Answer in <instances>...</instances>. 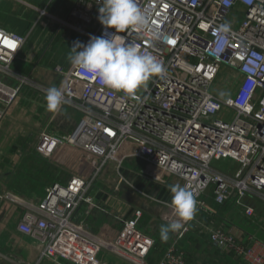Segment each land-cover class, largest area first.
<instances>
[{
	"label": "built area",
	"instance_id": "1",
	"mask_svg": "<svg viewBox=\"0 0 264 264\" xmlns=\"http://www.w3.org/2000/svg\"><path fill=\"white\" fill-rule=\"evenodd\" d=\"M137 4L150 19L144 29L115 33L105 28L97 19L99 0H76L70 15L92 29L73 27L86 35V43L90 36L115 34L117 41L123 38L139 46L142 54L154 56L163 72L151 76L132 96L101 85L72 64L55 66V87L64 94L60 108H73L80 119L68 132L40 130L33 150L46 158L66 148L80 152L83 171L49 185L40 200L10 191L0 193V199L22 209L18 230L40 242L35 264H101L100 252L128 264H148L147 256L160 238L143 228L142 208L118 217L115 233L95 232L83 217L101 208L96 196L104 186L98 181L108 171L116 187L110 195L121 185L134 188L128 174L156 184H179L194 193L197 210L192 220L181 221L183 227L171 232L155 264H197L188 261L183 249L192 230L243 264H264V243L251 236L244 241L213 225L207 218L214 211L204 199L211 188L216 204L242 206L247 217L255 214L252 199L264 205V0ZM225 23L230 25L228 32L221 30ZM25 41V35L0 27V70L15 79L9 88L0 82L5 103L0 121L21 86L36 84L10 68ZM223 66L229 72V87L218 95L212 84ZM53 86L37 85L44 92ZM216 159L232 160L236 168H218L213 165ZM137 191L164 206L152 220L156 228L179 219L170 201Z\"/></svg>",
	"mask_w": 264,
	"mask_h": 264
},
{
	"label": "crops",
	"instance_id": "2",
	"mask_svg": "<svg viewBox=\"0 0 264 264\" xmlns=\"http://www.w3.org/2000/svg\"><path fill=\"white\" fill-rule=\"evenodd\" d=\"M75 2L76 0H0V27L26 36V41L12 60L10 68L16 74L35 81V85L24 84L21 88L23 87L26 90L35 92L42 99L45 98L46 92L40 90L37 85H58L59 82L56 81L55 73L53 72L54 67L60 65L63 68H68L71 65L68 60V55L73 42L80 41L81 43H86V35L73 26L85 30L92 29L91 25H85L80 18L70 15ZM0 82L9 88L14 85L15 79L12 75L4 74L0 70ZM17 96L18 94L15 96L13 102H15ZM8 107H6V111L7 109L9 110L10 107ZM2 108H5V103L0 99V109ZM40 117L44 119H42L43 125H39L38 121ZM40 117L34 115L31 110L30 112L28 111L29 123L35 129L31 133L35 134L32 150L34 149V144L40 130L47 129L50 131L68 132L79 121L80 113L65 105L57 112H50L47 109H43ZM17 118L20 122L19 126H21L22 119L26 120L20 113ZM2 121L3 119L0 121V124ZM3 140L0 139V146ZM1 171L2 168L0 166ZM109 173V171L108 173H104L103 177ZM66 179L61 180V182L59 179H56L52 183H63ZM138 179L140 180L138 182L139 184L148 186L145 188L146 193L152 196L154 195L161 200L171 202L172 195L167 184H156L142 176ZM39 180L41 182H37ZM39 180L35 182L38 185L28 184L27 188L19 193L5 189V186L0 188V193L10 191L22 197L40 200L45 195L48 185L52 183H42V179ZM121 186V191L124 192L119 195L118 193L114 195L107 194L105 191H102L104 188L97 193V201L101 208L95 209L92 213L83 217L86 225L95 232H117L120 228V222L117 218L130 213H121V211H118L117 206L121 203L130 206L131 211L136 207L142 208L144 210L142 220L143 228L156 233L160 238L159 228H156L152 220L164 210V206L149 199V197L142 196L137 191L141 189L134 184L133 187L135 189L125 185ZM251 204L254 206L255 214L253 217L246 216L247 219L244 221L235 222L229 218L216 221L215 218L219 217L215 212L207 219L215 226H223L244 241L251 236L253 239L264 243V206L260 202V205L254 202ZM116 209L117 211H115ZM99 213L102 216L98 217L96 221L105 220L106 216L111 217L112 221H101L95 227L90 225L89 220ZM21 214L22 209L19 206L7 200L0 199V251L21 261L23 264H35L37 255L41 249V244L37 239L29 237L18 230L17 224L21 218ZM170 237L171 232L169 233L168 240L162 241L160 238L157 249L147 256L148 264L156 263L165 249L166 244L169 242ZM183 249L188 261L197 264H243L239 258L234 257L232 254L220 252L214 248L209 243L207 236L199 234L196 230L190 231L185 236ZM99 259L101 264H128L124 260L106 252H100ZM61 262L62 264H69L66 261ZM0 264L11 263L0 258ZM40 264L56 263L45 260Z\"/></svg>",
	"mask_w": 264,
	"mask_h": 264
},
{
	"label": "clouds",
	"instance_id": "3",
	"mask_svg": "<svg viewBox=\"0 0 264 264\" xmlns=\"http://www.w3.org/2000/svg\"><path fill=\"white\" fill-rule=\"evenodd\" d=\"M99 22L105 28L115 29V33H124L129 28H146L149 17L140 9L137 0H99ZM221 30L228 32L230 25H221ZM112 35L90 36L84 44L74 41L68 55L69 62L85 73L97 79L99 83L117 92L134 96L151 76L163 72L158 60L150 54H142L139 46L119 41ZM47 110L56 112L64 103V94L58 87L46 90ZM172 195L171 204L179 218L161 225L159 234L162 241L169 239L170 232L180 230L181 221L194 218L197 201L194 193L179 184L169 186Z\"/></svg>",
	"mask_w": 264,
	"mask_h": 264
},
{
	"label": "rangeland",
	"instance_id": "4",
	"mask_svg": "<svg viewBox=\"0 0 264 264\" xmlns=\"http://www.w3.org/2000/svg\"><path fill=\"white\" fill-rule=\"evenodd\" d=\"M229 81L230 77L227 73V68L223 66L220 68L212 84V91L218 95H222L228 89ZM22 88L17 92L18 96L15 102L9 105L10 108L8 107L9 110L7 109L5 112L3 121L0 124V139H4L0 146V166L2 168L0 172V175L2 174L0 176V188L5 186V189L16 193L27 188L28 184L38 185V183L35 184V182L39 179H42V183H52L56 179H59L61 182V180H65L71 173L80 174L83 171L82 166L84 165L82 163V154L70 148L61 150L51 158L43 157L32 150L35 134H31L34 128L31 127V123H29L28 111L30 112L31 110L34 115L40 117L43 109H47V107L45 98L42 99V97L35 92ZM19 113L26 118V120L22 119L21 126H19L20 122L17 118ZM42 119L41 117L39 118V125H43ZM213 165L228 171H232L236 168V163L229 159H216L213 161ZM138 176L139 175L134 176L128 174L127 178L132 184L136 185L141 190L144 189V192H147L145 188L148 186L139 184L138 182L140 180L138 178L141 176ZM37 182L41 181L39 180ZM98 185L104 186V189L109 194H112L113 190L116 188L114 177L111 175L100 178ZM121 188L122 186L116 190L115 194L118 193L119 195L124 192L121 191ZM204 199L209 208L219 217L215 218L216 221L229 218L235 222H240L247 219L242 206L229 203L224 205L215 204L213 202L211 188L205 193ZM250 202L257 203L258 205H260L259 202L263 204L261 201L255 199H252ZM117 209H119L118 211H121V213L131 212V207L126 204L120 203ZM117 209L115 211H117ZM101 216V213H99L94 218H91V220H89L90 225L95 227V225L101 221H112L109 216H106L105 220L96 221V219Z\"/></svg>",
	"mask_w": 264,
	"mask_h": 264
},
{
	"label": "water",
	"instance_id": "5",
	"mask_svg": "<svg viewBox=\"0 0 264 264\" xmlns=\"http://www.w3.org/2000/svg\"><path fill=\"white\" fill-rule=\"evenodd\" d=\"M0 258H2L3 260H5L11 264H23L21 261L6 255L1 251H0Z\"/></svg>",
	"mask_w": 264,
	"mask_h": 264
},
{
	"label": "snow or ice",
	"instance_id": "6",
	"mask_svg": "<svg viewBox=\"0 0 264 264\" xmlns=\"http://www.w3.org/2000/svg\"><path fill=\"white\" fill-rule=\"evenodd\" d=\"M12 46H14V45H12Z\"/></svg>",
	"mask_w": 264,
	"mask_h": 264
}]
</instances>
